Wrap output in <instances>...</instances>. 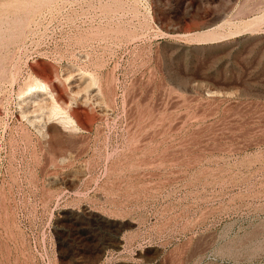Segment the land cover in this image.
Returning a JSON list of instances; mask_svg holds the SVG:
<instances>
[{
  "label": "rangeland",
  "instance_id": "374dc122",
  "mask_svg": "<svg viewBox=\"0 0 264 264\" xmlns=\"http://www.w3.org/2000/svg\"><path fill=\"white\" fill-rule=\"evenodd\" d=\"M0 264H264V0H0Z\"/></svg>",
  "mask_w": 264,
  "mask_h": 264
},
{
  "label": "bare ground",
  "instance_id": "6f19581e",
  "mask_svg": "<svg viewBox=\"0 0 264 264\" xmlns=\"http://www.w3.org/2000/svg\"><path fill=\"white\" fill-rule=\"evenodd\" d=\"M42 87V86H41ZM62 113V112H61ZM55 116V115H54ZM62 117H64V116H62ZM59 119V118H58ZM57 119V120H58ZM62 119H64L65 121H70L71 119H69V117H64V118H62ZM72 122V121H71ZM72 123H74V122H72ZM65 125V124H64ZM75 125V124H74ZM72 129V128H71ZM75 129V128H74Z\"/></svg>",
  "mask_w": 264,
  "mask_h": 264
},
{
  "label": "crops",
  "instance_id": "0c3cea01",
  "mask_svg": "<svg viewBox=\"0 0 264 264\" xmlns=\"http://www.w3.org/2000/svg\"><path fill=\"white\" fill-rule=\"evenodd\" d=\"M103 252H104V254H106L108 252V250H104Z\"/></svg>",
  "mask_w": 264,
  "mask_h": 264
}]
</instances>
